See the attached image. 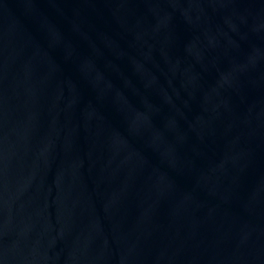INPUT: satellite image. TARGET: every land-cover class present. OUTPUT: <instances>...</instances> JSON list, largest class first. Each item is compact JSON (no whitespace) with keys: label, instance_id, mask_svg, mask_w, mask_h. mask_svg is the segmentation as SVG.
Returning <instances> with one entry per match:
<instances>
[{"label":"water","instance_id":"obj_1","mask_svg":"<svg viewBox=\"0 0 264 264\" xmlns=\"http://www.w3.org/2000/svg\"><path fill=\"white\" fill-rule=\"evenodd\" d=\"M0 264H264V0H0Z\"/></svg>","mask_w":264,"mask_h":264}]
</instances>
